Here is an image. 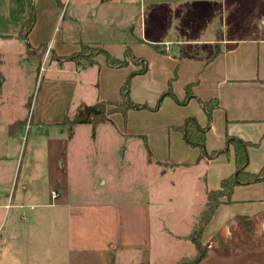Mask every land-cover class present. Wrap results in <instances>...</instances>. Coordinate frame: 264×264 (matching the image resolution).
<instances>
[{
	"label": "rangeland",
	"instance_id": "1",
	"mask_svg": "<svg viewBox=\"0 0 264 264\" xmlns=\"http://www.w3.org/2000/svg\"><path fill=\"white\" fill-rule=\"evenodd\" d=\"M107 1L58 0L57 19L59 8L49 0L39 17L31 0L38 43L47 42L45 50L32 48L38 58L30 53L32 30L0 38V264H179L196 253L188 237L207 201L208 173H223V164L234 160L232 149L217 164L199 157L178 127L191 116L198 121L200 111L206 118L200 125L210 126L206 150L212 139L225 149L228 133L221 144L211 128L217 107L210 119L202 106L216 98L204 101L198 93L209 89L204 71L220 48L224 54L240 47L249 66L258 63L250 50L252 41L264 40V0ZM175 37L195 41L163 42ZM242 42L249 46L242 49ZM82 44L91 48L90 61L100 63L86 68L75 87L72 63L60 61L61 68L52 47L69 56ZM102 47L118 58L129 48L148 62L129 82L131 99L145 106L98 123L95 131L83 122L70 135L62 122L81 103L97 102L98 79L108 100L118 101L127 76L141 69L129 56L127 65L112 69L104 53L93 52ZM74 63L89 66L82 58ZM16 120L22 123L13 136ZM224 209L225 223L205 228L200 264H264V209L231 219L244 209Z\"/></svg>",
	"mask_w": 264,
	"mask_h": 264
},
{
	"label": "crops",
	"instance_id": "2",
	"mask_svg": "<svg viewBox=\"0 0 264 264\" xmlns=\"http://www.w3.org/2000/svg\"><path fill=\"white\" fill-rule=\"evenodd\" d=\"M45 1L46 0H36L39 5L38 17L40 16V12L44 11L46 5ZM103 1L108 2L107 0ZM49 2L52 9H54V6L56 7L57 5H59L58 0H49ZM57 7L59 8V10L56 11V17L58 19L61 18L60 15L62 11L59 6ZM98 9V7L93 9L90 12L89 16L96 15L98 13ZM29 14L30 5L27 0H0V38L17 35V32L20 30L22 24L28 19ZM214 22L215 21L213 20L209 25L212 33H215V31L219 30V26H215L214 28H212ZM216 24L218 25V21ZM35 25L33 26V29L31 31L32 40L31 43H29L30 48H36L40 44H47V42L38 43L40 39L37 35H35ZM213 39V37H210L207 41L209 43L215 44L216 40ZM188 41L195 40L188 39L186 41H183L179 37H175V40L173 41L165 40L163 42L167 44H170L172 42L180 44L182 42ZM223 41L228 40L223 39ZM252 42L256 44L251 45L252 48L250 51H253L254 55H256L257 53L259 57L258 63L256 65L253 64L249 66L247 64L249 58L246 56V54H238L240 47L235 46V48H233L232 50L227 49V53L224 54L222 53V49L220 48V50L218 51L219 53L216 56H213L215 60L210 65H208L204 71V73L210 74L209 89H205V93L198 94L204 101L210 98H216L218 100V106L213 113L211 128L212 131L216 133V136L219 138V142L221 140V144L222 139L224 138V133H228L229 135L236 137L239 136L252 143H257V145H253L248 148V170L251 172H257L264 167V60L261 56H259V53H262V55L264 56V40H256ZM240 45L242 49L245 45L249 46V44L246 42H242ZM80 48H73L75 49L73 51L77 52L80 50ZM52 50L56 52L53 47ZM56 54L58 56L68 55H61L57 52ZM230 55H232V59L229 58ZM56 61L57 63H59L61 68H64L66 66V62H59L58 60ZM70 62L72 64L70 63L71 65H69V68L77 75V78L83 77L85 75L84 73L86 71H89L86 68L96 67L98 65L97 63H100L98 57H96V63L89 64V66L88 64L85 66H77L74 61ZM111 67H113L112 69L114 70L116 69V67L114 66ZM102 68L105 67H101L100 64L98 68L97 78H100L98 74L100 73L101 75V73L104 71V69L102 70ZM136 69L138 70L139 68ZM79 78L78 82H74V80L72 81L75 83V87H78ZM53 83L56 82L53 81ZM98 83H100V86H98L99 94L97 96V101H109V94L106 93V89L103 88L102 81L100 82V79H98ZM117 115H120V113H114L113 117L110 118L112 122H114L113 118ZM196 115L198 121H200L201 124L205 125L204 123L206 118L203 113H200L199 111ZM208 146L210 147V150L208 151H213L217 149L220 150L222 148V145L218 147L217 143L213 139L208 142ZM221 160L222 156L219 155V157L213 159L212 161H210V163L217 164V162ZM223 165L226 169L225 172L219 173L214 171V173L212 174L211 172L208 173L206 183H208L207 185L209 186V189L219 188L221 185V180L234 172L235 167L233 159L228 160V162ZM211 178L214 180L213 182L216 183V185L210 183L208 179ZM232 198V203H224L216 210L215 215L211 221L218 222V220H224L223 223H225L226 219L224 216V208H228L229 210H236L240 209L241 207L244 209L243 211L231 215L229 217L230 219L240 215H248L251 217L256 216V212H261L262 209H264V182H258L251 185H239L235 188ZM15 206L17 208H23V204H15ZM3 208H5V205L0 204V209ZM126 229L127 227L125 228L124 232L126 231ZM12 237L17 238L18 235H14ZM102 239L104 241L105 238ZM103 241H98L97 245H101Z\"/></svg>",
	"mask_w": 264,
	"mask_h": 264
},
{
	"label": "trees",
	"instance_id": "3",
	"mask_svg": "<svg viewBox=\"0 0 264 264\" xmlns=\"http://www.w3.org/2000/svg\"><path fill=\"white\" fill-rule=\"evenodd\" d=\"M30 2V7L32 8V2ZM36 17L34 16V9L30 10V14L28 19L22 24L19 35L23 37H27L30 31L33 29L35 25ZM1 35V34H0ZM45 44H40L37 48L38 51L45 50ZM91 48L88 44H82L81 50L78 53H74L72 55L61 56L58 61H76L79 62V59L82 58L84 62L89 64H94L91 62L92 54L88 55ZM99 50V51H98ZM93 52L95 53H104L106 56V61L108 62L109 66H125L127 65V57H131L137 63H140L141 69L136 70L135 72H131L127 77V82L123 87H121V93L123 95L122 100L118 101H106V100H99L94 104H87L81 103L78 107V112L69 117L68 115L63 120L62 124L68 125L70 135H73L74 129L78 124H82L83 122L89 123L92 125L93 130H96L98 123L110 121V116L113 113H121L124 117L127 115L128 111L131 108H139L141 109L142 104L136 103L134 100L131 99V95L129 92V82L133 74L140 72L143 73L148 69V62L145 61L143 58L137 57L135 55L130 54V49L127 48L125 52L124 58H118L113 54H110L109 51L106 49L99 48ZM54 51V50H53ZM31 57L35 58L36 52L33 51L31 48ZM219 52L216 51L214 56H216ZM56 54L55 51L53 53ZM38 58V57H37ZM39 60V59H38ZM83 62V61H82ZM96 63V62H95ZM188 89V87H187ZM192 95L188 93L185 100L189 99ZM204 109L207 111L209 118L211 119L212 111L218 106V100L211 99L207 100L206 102L202 103ZM185 123L180 125L178 129L185 137L186 141L191 145L197 146L199 148L200 155L199 157L205 159H215L223 152L229 153V149L234 151V167L235 170L232 174L224 177L221 180V185L217 189H208L206 191V204L204 209L200 212V218L198 221V225L194 227L193 232L189 235V240L192 242L193 246L196 248V253L193 257H184L179 261V264H200L201 260L206 257L207 254V246L203 245L202 238L205 232L206 226L212 220L214 213L216 210L224 203H232L233 202V192L235 188L239 185H251L257 182H264V167L257 171L251 172L248 170V163H249V151L248 148L253 145H257V143H252L247 141L241 137L232 136L226 134L227 144L225 149L213 150L208 151L206 150V135L210 128L209 125L202 126L200 125L199 121L196 120L195 117L191 116L190 118L185 119ZM21 121H14L11 123V135L16 136V132L13 131L16 125H20ZM151 156V155H150Z\"/></svg>",
	"mask_w": 264,
	"mask_h": 264
},
{
	"label": "built area",
	"instance_id": "4",
	"mask_svg": "<svg viewBox=\"0 0 264 264\" xmlns=\"http://www.w3.org/2000/svg\"><path fill=\"white\" fill-rule=\"evenodd\" d=\"M53 196L55 197V196H58V192H56L55 190L53 191Z\"/></svg>",
	"mask_w": 264,
	"mask_h": 264
}]
</instances>
